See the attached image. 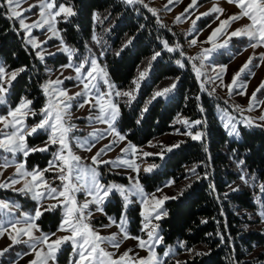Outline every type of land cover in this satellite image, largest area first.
Listing matches in <instances>:
<instances>
[{"label":"snow or ice","instance_id":"1","mask_svg":"<svg viewBox=\"0 0 264 264\" xmlns=\"http://www.w3.org/2000/svg\"><path fill=\"white\" fill-rule=\"evenodd\" d=\"M27 0H0V15L6 19L18 22L17 32H23V41L35 50V56L43 61L45 54L41 51L43 45L48 40L56 38L60 40L58 51L65 53L68 57V63L62 65V68H71L75 72L74 77H57L55 80L49 79L41 84V91L45 96V103L38 110L34 107V101L28 97H20L18 103L14 107H9L6 115H0V152L10 155L0 157V176L3 170L8 167L15 166L13 177H9L6 181H0V189H11L24 195H30L31 199L36 201V207L32 213H24L20 211V205L15 202L0 200V237L7 234L11 243L4 249H0V256H3L15 245L23 244L27 251L17 253L21 259L23 256L32 255V259L28 264H58V254L62 251L63 246L68 244L71 246L72 257L69 264H163L156 249L163 244L164 237L160 234V225L156 223L167 216V211L163 208L165 201L176 199L177 197L156 196L155 193L145 191L140 183V173H151L159 165L152 163L144 164V158L151 156H159L163 159L167 152H172L174 148H179L184 141H178L169 146H161V150L157 153L146 152L129 142L115 160L103 159L109 151L118 143L126 140V134H122L117 127L118 120L121 115L120 104L117 98H127L125 103L131 104L136 99L141 83L147 78L153 62L161 55L157 51L149 58L147 66L138 69V75L131 82L128 90H120L111 82L106 66L102 67L95 55L77 56V49L67 45L61 36V29L57 25L63 20L69 22L77 13L71 4L60 2V0H38L36 4H31L27 8H22V4ZM129 5L140 4L148 9L153 16L158 13L151 8L144 0H125ZM174 0H168L172 4ZM228 3L234 4L239 11L236 14L221 19L223 9L214 6L209 12L201 13L196 17L199 20L202 16L215 14V20H219V24L212 30L206 40L200 41L201 45H210L202 47L196 56L185 57L182 46L176 44L170 46L167 41H161L163 50L168 53H178L179 56L185 57V60L191 64V68L195 74L196 80L199 82L200 91H208L209 95H213L216 87H224L227 89L229 96L234 90L240 89L241 95H246L247 83L242 79L246 75H254L251 71L254 57L249 59L235 72L229 83H224V76L227 74V65H217L211 62L213 53L221 49H227L233 38L246 39L248 47L253 49L264 46V0H227ZM198 5V0H191V3L185 8L184 12L175 19L179 22L186 13L194 9ZM34 8L38 9V19L32 23H27L25 13H31ZM167 9L168 6L165 5ZM170 10V9H169ZM99 19V17H96ZM107 18V17H105ZM247 19L249 23L242 27L228 31L231 25L241 19ZM196 20L192 21L195 27ZM159 22V21H158ZM163 26V25H162ZM34 29L46 30L51 33L46 40H38L33 35ZM93 40H97L93 36ZM97 43L99 41L97 40ZM132 43L130 38L124 47ZM191 46H195L198 41L193 39L189 41ZM123 50V49H121ZM91 53V49H89ZM104 53L101 52L102 56ZM52 55V53H48ZM74 58L79 62H74ZM261 63H264V53L261 54ZM177 65L180 68L185 67V61L177 59ZM259 67V64L255 65ZM210 68V72L205 69ZM26 69L9 70L3 64H0V105L7 104L9 94L13 88V82L17 79L21 72ZM62 75V73H61ZM75 79L81 90L69 95L66 88L62 87L64 80ZM176 78L172 84L154 93L152 99L157 97H165L172 92L178 82ZM217 82H219L217 84ZM213 85L211 90L206 86ZM264 89V82L257 87L249 98L247 109H242L239 105H235V110L240 113L241 119L239 123L245 127H261L264 128V114L258 117L245 116L244 112H251L258 106H264V100L257 99V93ZM82 98V99H78ZM200 99L199 96L196 97ZM76 102L77 108L88 107L90 115L86 117L89 121H95L105 125L103 129H93L89 133V137L78 138L73 135L78 130V126L73 122L71 109L73 102ZM227 103V101H225ZM147 111V107L143 112ZM200 111H204L201 107ZM143 112L141 115H143ZM221 120L223 127L227 131L229 137H239L240 131L237 127L236 117L231 115L227 109H222ZM30 117H39V119L29 124ZM79 119V118H77ZM259 121V122H258ZM177 123L184 124L188 131L178 134L186 135L192 140H202L205 133L193 132L191 129L203 122L201 120L189 121L184 118H177ZM139 123V120L137 121ZM46 134L47 139L43 141L42 146L31 147L28 143V137ZM111 136L109 143L100 147L94 155L90 157L91 164H83L82 157L73 151V141L75 146L84 151L91 152L95 147V141L107 139ZM156 147V145H150ZM54 149V150H52ZM52 150V151H50ZM207 151V149H205ZM36 152H50L51 159L48 161L47 167L41 169L34 167L28 170L25 162H16V155L22 154L27 158L30 154ZM130 154V157L128 156ZM140 161V162H138ZM244 164L243 160L237 161V166ZM100 165L110 166V170L114 168L130 169L136 175L130 177V186H125L113 182H101L102 173L99 170ZM197 179L201 177L196 172V167L187 170ZM46 173H52L51 179ZM205 173L204 178H207ZM240 179L245 184L258 187L259 192L264 194V183H257L255 176H247L242 174ZM59 181V184H56ZM22 187L16 188L15 185L21 184ZM175 180H170L165 187H171ZM190 186V185H189ZM213 191L215 186L211 185ZM238 189H233L236 191ZM161 192L162 189H157ZM78 194H82L84 199H78ZM122 198V212L117 221L116 218L107 216L105 208L112 202L115 195ZM183 194L181 191L180 195ZM227 195V194H225ZM136 197L137 200L132 198ZM45 201H54L53 203H45ZM139 203L141 216L140 231L145 234L142 236L132 237L127 229V210L133 203ZM257 202L261 204L262 210L259 215L264 218V199L257 197ZM60 211L61 220L56 232H43L38 221L47 212ZM18 213V215H17ZM96 213H100L107 217L108 223L102 225L103 228H118L117 233L109 236L101 235L93 226L92 219ZM201 223H207L202 220ZM40 235L37 236L36 233ZM65 233L57 235V233ZM211 235V234H209ZM55 237V238H53ZM146 237V238H145ZM223 241V235L220 236ZM127 239H135L136 247L147 252L144 257L139 256V252L133 253V249H128L116 255L115 252L108 251L102 245L110 244L117 251L121 242ZM179 247H185L181 242ZM193 252V249H188ZM172 254L169 247L163 253L164 257ZM206 253L196 252L195 255H205Z\"/></svg>","mask_w":264,"mask_h":264},{"label":"trees","instance_id":"2","mask_svg":"<svg viewBox=\"0 0 264 264\" xmlns=\"http://www.w3.org/2000/svg\"><path fill=\"white\" fill-rule=\"evenodd\" d=\"M60 1L70 3L77 13L69 22H60L65 41L83 52L92 37L98 34L102 44L108 48L103 59L118 87L132 82L146 57L161 52L136 99L131 104L120 100V127L132 141L145 145L174 131L178 128L176 121L180 116L189 120L202 119L205 124L202 140L186 137L179 148L167 153L161 168L151 173H140V180L148 192L163 186L168 180L178 182L190 177V181L174 196L176 199L165 201L163 208L167 216L159 221L164 241L177 244V252L169 264H264V250L257 253V249L264 248V232L257 227L262 220L259 215L262 207L257 197L264 199V194L258 187L245 184L240 179L242 174H246L255 176L257 183H264V128L240 124L239 137L227 135L216 113V104L223 100L215 94L209 95L208 91H200L186 56L163 50L161 41H167L170 46L182 44L185 47L186 38L181 32L161 23L142 5H129L125 0ZM18 27L17 21L0 15V62L8 69H26L13 82L9 94L13 103L16 104L26 94L34 101V107L39 108L46 99L40 87L46 77V64L35 56L31 46L24 43V34L17 32ZM130 38L132 43L124 47ZM177 59L185 61L184 68L177 65ZM55 61L65 62L67 56L59 53ZM177 77L179 80L172 92L152 99L166 81L172 84ZM145 107L147 111L143 112ZM201 107L204 111H200ZM45 137L41 133L29 139L34 144ZM30 156L43 157L41 164H48V153L36 152ZM239 160L244 161L240 167L237 166ZM194 166L200 179L187 171ZM205 173L207 178H204ZM119 178L125 180V177ZM211 185L215 186L214 191ZM233 185L236 187L230 188ZM114 197L105 209L119 218L122 198L118 194ZM140 209L137 204L128 210L130 230L134 233H140ZM60 220L58 210L45 213L39 221L43 228L53 232ZM202 220L207 223H201ZM181 242L185 247H179ZM189 248L194 251L189 252ZM196 252L206 254L195 255Z\"/></svg>","mask_w":264,"mask_h":264},{"label":"rangeland","instance_id":"3","mask_svg":"<svg viewBox=\"0 0 264 264\" xmlns=\"http://www.w3.org/2000/svg\"><path fill=\"white\" fill-rule=\"evenodd\" d=\"M38 0H27L26 3L22 4V8H27L31 4H36ZM62 2V1H60ZM64 2V1H63ZM145 3H147L151 8L155 9L158 13L157 17L160 20L161 23L166 24L169 26L173 31H178L181 32L184 37L186 38L185 42V47L181 44L182 49L185 53V56H196L199 54L201 51L202 47H209L210 45H201L199 42L204 41L207 39L209 34L212 32L214 28H216L219 24V20H215V14L209 15V16H202L199 20H196L197 16H200L201 13L209 12L214 6H218L221 9H223V15L220 17L221 19H226L228 16H231L233 14H236L239 9L231 3H228L227 0H198V5L194 9H191L188 13L185 14V16L179 21H176V17L180 15L181 13L184 12L185 8L188 7V5L191 3V0H174L172 4L168 3V0H144ZM68 3V2H65ZM70 4V3H68ZM165 5L168 6V8H165ZM170 9V10H169ZM25 16L27 17L26 22L27 23H32L33 21L38 19V9L34 8L31 13H25ZM196 20L195 27H193L192 21ZM249 23V21L245 19H241L231 25V28L228 29V31H232L235 29H238L242 27L243 25H246ZM59 29L62 30V26L59 23L57 25ZM61 36L63 37V32L61 31ZM33 35L38 39V40H46L48 36L51 35V33L46 32V30L42 29H34L33 30ZM97 40L99 43H97V40H91V43L87 44L85 47V50L82 52L80 51L79 48L76 46H72L68 44L64 37V41L67 45L77 49V56L78 57H83V56H90V55H95L96 58L98 59L99 64L104 67L106 66V70L108 73V76L115 84V82L112 80L109 74V69L107 66V63L105 59H103L107 52L108 48L106 44H102V40L100 37H98V34H95ZM197 40L198 43L195 46H191L189 41L191 40ZM248 41L243 38H233L231 41L229 47L227 49H221L218 52L213 53L211 57V62L215 63L217 65H227L228 70L227 74L224 76V83L227 84L231 81L232 76L235 72L239 70V68L249 59V57H254L253 59V66L251 67V71L254 72V75H246L245 77H242L244 81L247 83V88H246V95H241L240 89H236L233 91L231 96L228 95L227 89L224 87H216L215 95L219 98L222 99L223 102H218L216 104V113L220 119V122L223 125V121L221 120L222 116V109H227L228 112L236 117L237 121V127L239 129V126L241 123H239L240 119L242 118L240 113L235 110V105H239L242 109H247L249 105V98L251 97L252 93L257 89V87L261 84V82H264V63H261V54L264 53V46L257 47L255 49L248 47ZM60 47V40L56 38H52L51 40H48V43L43 45L41 51L44 52L45 58L42 61L44 64H46V77L43 81V83L46 80L52 79L55 80L57 77H60L63 79L64 77H74L75 72L71 68H62V65H65L68 63V57L67 61L65 62H60V61H55V57L59 53H63L61 51H58V48ZM89 49H91V53L89 52ZM103 52L104 54L101 56L100 53ZM48 53H52V55H48ZM65 54V53H64ZM66 55V54H65ZM67 56V55H66ZM152 56V55H151ZM151 56L146 57L143 62L139 65L138 69H143L144 67L147 66L148 60ZM74 62H79L76 58H74ZM0 64H2L0 62ZM259 64V67H255V65ZM12 70V69H9ZM206 72H210L211 69L207 68L205 69ZM62 73V75H61ZM138 75V70L136 73L137 77ZM134 77V78H135ZM149 79V74L145 80ZM42 83V84H43ZM143 83V82H142ZM141 83V85H142ZM219 82H217L218 84ZM171 84V81H166L163 85L162 88L168 87ZM116 85V84H115ZM117 86V85H116ZM131 83L125 87H118L120 90H128L131 87ZM62 87L66 88L69 92V95H72L78 91L81 90V87L78 86V82L75 81V79H69V80H64V84ZM209 90L213 87V85L209 84L206 86ZM141 89V87H140ZM139 89V91H140ZM138 91V93H139ZM137 93V94H138ZM136 94V95H137ZM22 97H28L26 94L22 95ZM29 98V97H28ZM30 99V98H29ZM82 99V98H78ZM257 99L258 100H264V89L261 90L260 93H257ZM120 100L126 101L127 98H117L118 103L120 104ZM227 101V103H225ZM18 103V102H17ZM16 103V104H17ZM16 104L13 103L12 99L10 96L8 97V102L7 104L0 105V115H6L9 107H14ZM43 106V105H42ZM41 106V107H42ZM40 108V107H39ZM35 108V109H39ZM72 112V117H73V122L78 126V130L73 133L75 137L78 138H84V137H89V133L93 131V129H103L106 127L105 125L99 124L95 121H89L86 119L90 115L89 109L87 106L84 108H77L76 107V102H73V107L71 109ZM261 114H264V106H258L255 108V110L248 112L245 111L244 115L245 116H251V117H258ZM79 118V119H77ZM180 118H184L189 120L186 116H180ZM39 117H30L28 123L33 124L35 123ZM32 122L30 123V121ZM120 120V118H119ZM118 120L117 127L118 130L122 134H126L123 130H121L120 127V121ZM203 122L202 119H198ZM191 121H196V120H189ZM259 122V121H258ZM177 130H179V133H183L185 131H188V128L182 124L178 123V128L175 129L174 131H169L161 136H158L151 140L148 144L145 145H140L137 144L136 142L132 141L129 136L126 134V140L123 142L118 143L116 146L113 147L111 151H109L105 156H103V159L106 160H115L118 156L124 155L121 153V149L124 148L129 142L131 144L135 145L137 149L146 151V152H152V153H157L161 150V146H169L172 145L178 141H182L186 139V135L178 134ZM193 132H203L205 133V124L204 122L200 125H196L191 129ZM46 135V134H45ZM37 135L28 137V143L31 147L35 146H42L43 141L47 139V136L41 140L38 141L34 144L30 142L29 138L36 137ZM112 139L111 136H108L107 139H101L99 141H95V147L92 148L91 152L84 151L80 149L79 147L75 146V141H73V151L76 152L77 155H80L82 157V163L83 164H91V159L90 157L95 154V152L102 147L104 144L109 143V141ZM89 141H91V138L89 137ZM156 145V147H152L150 145ZM54 150V149H52ZM50 150V151H52ZM48 153V161L52 158L50 155V152H44ZM168 153V152H167ZM167 153L164 155V157L167 155ZM4 155H10L7 153L0 152V157ZM31 155V154H30ZM28 156L27 158L23 157L22 154H17L16 155V162H25V166L28 170H31L34 167H39L41 169L47 167V165H42L41 162L44 161L43 157H38L34 156L31 158V156ZM130 157V154H128ZM153 157V158H152ZM161 159L159 156H151L144 158V164L142 166H146V164H152L155 163L159 165L158 168H156L154 171L158 170L163 166L164 163V158ZM140 162V161H138ZM99 170L102 173L101 175V182L103 183H117L125 186H130V177L135 176L136 174L132 172L130 169L126 168H114L110 170V166L107 165H100ZM153 171V172H154ZM15 173V166L8 167L6 170H3V175L0 176V181H6L9 177H13V174ZM46 176H48L49 179H51L52 173H46ZM118 176V177H116ZM125 177V180L120 179L119 177ZM170 180L166 181V183L163 186H160L159 189H162L161 192H157L156 190L148 193H155L156 196H164L167 195L169 197H174L181 189L182 187L190 181V177H186L178 182H175L171 187H165V185L169 182ZM140 183L142 184L141 180ZM56 184H59V181H56ZM143 185V184H142ZM16 188L22 187L21 184L15 185ZM144 187V186H143ZM236 186H231L230 188H235ZM145 189V188H144ZM114 196L112 200H114ZM78 199L83 200L84 196L82 194H78ZM133 200H137L138 198L133 197ZM0 200H5L8 202H15L20 205V211L24 213H32L34 208L36 207V201L31 199L30 195H24L22 193L15 192L11 189H0ZM54 201H45V203H53ZM123 204V202H122ZM139 205V203H133L132 205ZM131 206V205H130ZM129 206V208H130ZM140 206V205H139ZM128 208V210H129ZM127 210V229L128 232L132 237L135 236H142L144 237L145 234L140 231L141 226L139 228L140 233H134L130 230V217L129 213ZM141 210V209H140ZM105 212L107 213V216H111L117 219L119 221V218L113 214H109L106 209ZM18 215V213H17ZM41 229L43 232H52L49 231L45 228L42 227L40 221H38ZM108 223V219L106 216L96 213L92 219V224L93 226L100 232L101 235L104 236H109L112 233H117L118 228L113 226L111 228H103L101 227L104 224ZM156 223H159L157 221ZM160 225V224H159ZM258 229L264 232V218L261 220V224L257 225ZM56 232V231H53ZM65 233H57V235H64ZM160 234H161V227H160ZM37 236L40 235L39 232L36 233ZM162 235V234H161ZM55 238V237H53ZM146 238V237H145ZM11 241L8 239L7 234L3 235L0 237V249H4L7 247ZM137 241L135 239H127L123 240L121 242L120 248L117 251L116 249L112 248L110 244H105L102 245L105 247L108 251L115 252L116 255H120L124 251L128 249H133V253L135 254L136 252H139V256L144 257L147 255V252L140 250L136 247ZM169 247L172 249V254L168 257H164L163 253L169 249ZM264 250L263 249H257V253L259 251ZM27 251V248L23 244H18L15 245L13 248H11L7 253H5L3 256H0V264H28V262L33 258L32 255H26L23 256L21 259L20 257L17 256V253H23ZM158 255L160 256L161 261H163V264H169L170 260L175 256L177 252V244H171V243H166L165 241L163 244H161L157 249H156ZM72 257V250L71 246L66 244L63 246L62 251L58 254L57 260L58 264H69V261Z\"/></svg>","mask_w":264,"mask_h":264}]
</instances>
